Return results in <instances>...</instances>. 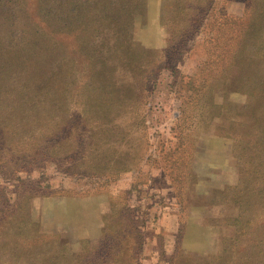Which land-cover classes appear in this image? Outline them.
<instances>
[{
  "label": "rangeland",
  "instance_id": "obj_1",
  "mask_svg": "<svg viewBox=\"0 0 264 264\" xmlns=\"http://www.w3.org/2000/svg\"><path fill=\"white\" fill-rule=\"evenodd\" d=\"M247 2L216 0L215 6L243 17ZM187 5L0 0V77L23 70L21 80L31 89L54 70L39 97L32 91L16 93L12 103L0 97L3 110L18 119L36 117L35 130L52 135L47 164L0 176V264H86L107 223L131 222L125 210L120 221L106 218L124 206L138 207L143 264H166L167 250L182 261L215 254L229 233L222 227L237 213L233 188L264 179L257 137L237 147L224 131L240 133L254 109L260 118L264 100L217 85L214 104L226 108L207 101L210 113L196 125L190 105L179 124L183 83L204 60L213 30L202 19L179 50L182 31L198 20ZM0 88L9 89L5 78ZM33 142L20 141L16 149L31 152ZM242 155L246 167L238 161ZM253 169L257 176L248 173ZM256 236L262 252H250L251 264H264L262 234Z\"/></svg>",
  "mask_w": 264,
  "mask_h": 264
},
{
  "label": "trees",
  "instance_id": "obj_2",
  "mask_svg": "<svg viewBox=\"0 0 264 264\" xmlns=\"http://www.w3.org/2000/svg\"><path fill=\"white\" fill-rule=\"evenodd\" d=\"M63 1V0H59ZM188 5L186 10L197 11V22L194 20L186 27L181 34L179 50L186 41V36L193 30L197 29L202 19L208 18L212 23V35L206 40L204 60L199 62L193 75L183 83L186 91L185 101L181 103L179 124L187 119L191 111L189 106L192 105L194 112L193 117L196 119V125L200 122L198 119L205 121L204 115L208 112L209 103L214 108L224 109L220 105L214 104L213 90L217 85L227 91L245 92L249 97L262 98L264 100V40L262 31L264 29V0H248L245 4V15L235 17L228 15L225 10L217 9L216 0H178ZM192 5V6H191ZM16 66L17 63H14ZM18 64L16 67H22ZM232 67L235 70L232 71ZM37 69V68H36ZM35 69V70H36ZM135 69V68H133ZM231 69V70H230ZM34 70V71H35ZM37 71V70H36ZM17 72V71H16ZM5 78L9 89L1 91L0 97L5 96L6 102L11 101L17 95H24L31 92L39 97L45 90V82L51 78L54 70L49 68L42 76L32 84L31 89L25 80H21L23 70ZM7 84H4L6 86ZM218 89V88H217ZM30 90V91H29ZM221 90V89H220ZM226 91V92H227ZM35 98V97H34ZM38 100H36V103ZM10 103V104H11ZM2 105V104H1ZM0 105V106H1ZM12 105V104H11ZM11 105H8L10 108ZM35 106V104H33ZM261 107V105H260ZM264 109V104H263ZM3 111V112H2ZM10 111V109L8 110ZM257 109L251 113L250 123L243 122V130L240 133L225 130L226 136H233L238 145L250 142L253 136H256V142L260 143L261 151L264 150V112L255 120ZM0 107V176L19 172H29L26 169L27 164H47V151L52 146V135L40 134L41 131L35 130L36 125L32 122L36 119L33 117H23L18 119ZM187 114V115H186ZM28 118V119H27ZM208 119V123L211 120ZM3 119V120H2ZM6 120V121H4ZM32 126L30 127V125ZM7 128L5 132L1 129ZM256 133V135H255ZM25 142L34 145V150L28 152L23 149H16L19 143ZM30 141V143H28ZM23 144V145H24ZM263 147V150H262ZM32 148V149H33ZM20 150V151H19ZM244 147V152H245ZM246 155L238 157L241 166H244L243 158ZM15 161L14 162V159ZM29 160V163L27 162ZM17 164L15 167L11 164ZM20 164V165H18ZM244 172H246L245 168ZM249 174L257 176L256 169L248 170ZM245 177V173H244ZM240 180V178H239ZM264 179L262 177L253 178L252 181H239L233 188L235 193L234 210L235 215L229 217L227 223L222 227L227 229L228 234L220 237L215 254L200 259V262L193 260H181V255L169 253L162 258L166 264H251L252 256L250 252L256 251L257 254L262 252L258 247L257 234H262L261 242L264 244ZM222 194V193H221ZM247 200L245 201V198ZM214 202V201H213ZM213 204V203H212ZM123 210L130 216L131 222L117 223L116 227L105 225L102 237L94 250L91 260L87 257L86 264H143L144 258L141 257L143 238L139 231L138 222L134 221L139 215L138 207H126L118 211H111L110 218L112 221H120L124 215ZM111 228V229H110ZM140 228V229H139ZM110 229V231H108ZM256 236V237H255ZM179 247H177V251ZM264 251V247H263ZM165 254V253H163ZM264 260V259H263ZM78 263H80L78 261Z\"/></svg>",
  "mask_w": 264,
  "mask_h": 264
},
{
  "label": "crops",
  "instance_id": "obj_3",
  "mask_svg": "<svg viewBox=\"0 0 264 264\" xmlns=\"http://www.w3.org/2000/svg\"><path fill=\"white\" fill-rule=\"evenodd\" d=\"M169 253H170V251L167 250V251L165 252V257H166ZM161 260H162V259H161ZM143 261H144V260H143ZM143 263H144V262H143Z\"/></svg>",
  "mask_w": 264,
  "mask_h": 264
}]
</instances>
